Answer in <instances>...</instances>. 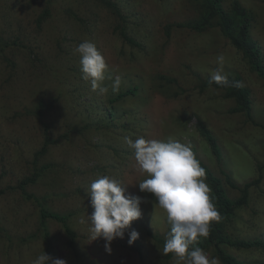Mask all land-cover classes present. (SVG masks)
Wrapping results in <instances>:
<instances>
[{
	"label": "rangeland",
	"instance_id": "obj_1",
	"mask_svg": "<svg viewBox=\"0 0 264 264\" xmlns=\"http://www.w3.org/2000/svg\"><path fill=\"white\" fill-rule=\"evenodd\" d=\"M113 1L125 15L127 34L140 46L122 38L118 16L99 0H0V41H16L0 44V187L15 185L35 167L50 163L35 183L26 185V192L52 211L69 213L76 232L72 250L61 224L47 219L46 239L37 201L18 188L7 189L0 194V264H32L44 252L67 264H176L153 239L154 234L167 237L171 225L153 195L140 192L138 183L148 177L125 137L178 140L223 180L221 169H227L240 185L256 177L257 164L264 162V76L252 70L218 28L175 26L196 18L188 0ZM231 1L223 0L225 8ZM238 1L252 15L251 35L262 49L264 65V0ZM168 23L173 26L166 35ZM84 41L94 43L106 60L110 77L101 85L107 93L116 76L121 77L119 90L139 86L134 96L118 101L117 118L108 126L99 125L98 103L106 94L93 91L91 81L82 78L75 49ZM218 55L225 57L223 65L217 63ZM217 69L227 76L238 74L250 90L256 124L231 111L236 102L222 90L196 86V73L206 77ZM161 75L175 77L180 89ZM39 99L46 105L40 117L34 111ZM198 118L220 145V160L196 129ZM44 123L51 137L60 140L37 154ZM105 175L124 184L126 195L144 199L141 217L123 239L111 242L110 253L103 238L91 240L88 217L93 208L87 191ZM225 189L230 197L238 196L229 185ZM237 214L228 232L264 240V168L248 205ZM132 230L139 238L129 245ZM203 251L219 260L212 248ZM230 251L244 264H264V247Z\"/></svg>",
	"mask_w": 264,
	"mask_h": 264
},
{
	"label": "clouds",
	"instance_id": "obj_2",
	"mask_svg": "<svg viewBox=\"0 0 264 264\" xmlns=\"http://www.w3.org/2000/svg\"><path fill=\"white\" fill-rule=\"evenodd\" d=\"M75 51L80 55L82 78L91 81L93 91L106 94L108 88L101 85L108 67L104 56L91 41L80 43ZM224 60L223 55L217 56L218 64L223 65ZM213 82L221 86L229 85L228 76L220 69L212 73L209 83ZM120 84L121 77L116 76L112 90L118 91ZM124 139L135 150L139 170L148 177L138 183L140 192L154 195L171 225L164 254L172 253L176 264H220L217 258H210L203 249L195 246L199 238L209 236L211 222L218 221L220 214L210 196L206 170L191 147L173 139L163 141L143 136L135 140L130 137ZM87 193L93 208L88 216L91 240L103 238L105 249L110 253L111 242L116 238L123 239L125 230L141 217L140 205L144 199L138 195H126L125 185L107 175L93 181ZM128 235L129 245L139 238L136 230ZM32 264H67V261L44 252Z\"/></svg>",
	"mask_w": 264,
	"mask_h": 264
},
{
	"label": "trees",
	"instance_id": "obj_3",
	"mask_svg": "<svg viewBox=\"0 0 264 264\" xmlns=\"http://www.w3.org/2000/svg\"><path fill=\"white\" fill-rule=\"evenodd\" d=\"M99 1L118 16L120 21V35L122 38L132 45L140 46L136 39L127 34L124 24L125 15L122 13L117 3L113 0ZM188 2L196 12V18L190 19L185 23H176L175 26L186 27L194 31H203L214 27L218 28L221 35L227 38L229 42L241 52L243 58L247 61L252 70L257 72L259 75L264 76L262 49L260 48L259 43L251 35L252 15L238 0H232L228 8H225L223 0H188ZM46 14L47 11H44L39 17V20ZM172 26L173 25L171 23L165 25L164 28L166 35L170 34ZM15 42L16 41H0V44L3 43L4 45H9L12 43L15 44ZM107 77H110V73L105 72V78ZM160 77L164 79L166 83L178 85L177 79L173 76L161 75ZM210 77L211 76L203 77L196 73L198 81L196 86L200 89L213 87L222 90L225 98H232L236 102V105L231 109V111L244 113L247 120L256 124L252 114L250 90L243 85L240 76L238 74L228 76L229 85L227 86L217 85L215 82L210 84ZM178 88L180 89L179 85ZM138 89L139 86L134 84L126 89L124 88L118 91L111 90L106 93L104 99L100 98V102L98 103L99 109H101L99 125L108 126L109 123H112V121L117 118L118 113L116 106L118 101L125 96H134ZM181 90H183V88H181ZM45 106V103L39 99L34 108L35 114L40 117V113H42ZM87 125H92V122L88 121ZM48 126L49 125L47 123H44L42 126L43 141L40 149L37 151V154L45 153L50 145H53L60 140L59 136L55 138L51 137ZM196 129L208 142L213 154L220 160L222 156L221 147L217 143V140L210 129L200 118L197 119ZM61 136H63V134ZM199 162L206 170V182L211 188L210 196L213 204L220 214V219L218 221L211 222L209 236L207 238H199L198 244L195 246H198L203 250L212 248L218 256L220 264H244L243 260L239 259L230 250L232 248L250 249L254 247H264V240L259 237L245 238L239 235H234L228 232V227L236 219L238 211L248 205L251 199L252 189L257 187L262 179L264 162L262 164H257V176L242 185L235 181L234 177L227 169H221L222 175L225 177L223 180L203 161L199 160ZM50 166V163H45L40 167H35L29 175L22 177L15 185L7 186L6 188L0 187V194H3L7 189L18 188L25 195V197L34 198L39 207V226L43 229V236L46 239L49 238L48 231L46 230V220L53 219L61 224L67 237V246L70 249L75 250L76 232L68 222L69 213H60L48 209L37 197L27 193L25 189L26 185L33 184L37 181L42 170ZM225 184L238 190V196L230 197L225 189ZM170 227L171 226L168 227L169 231ZM166 238L167 237H161L158 234L153 235V239L163 247ZM172 257V253L165 254L166 259H170Z\"/></svg>",
	"mask_w": 264,
	"mask_h": 264
}]
</instances>
